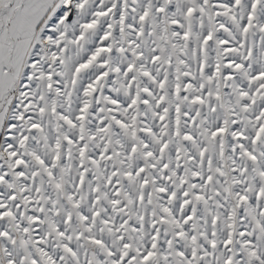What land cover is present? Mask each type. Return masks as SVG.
Masks as SVG:
<instances>
[{
    "label": "snow or ice",
    "instance_id": "1",
    "mask_svg": "<svg viewBox=\"0 0 264 264\" xmlns=\"http://www.w3.org/2000/svg\"><path fill=\"white\" fill-rule=\"evenodd\" d=\"M0 264H264V0H0Z\"/></svg>",
    "mask_w": 264,
    "mask_h": 264
}]
</instances>
